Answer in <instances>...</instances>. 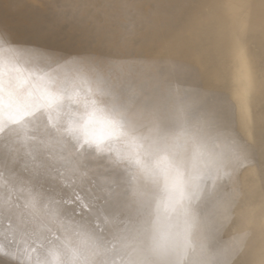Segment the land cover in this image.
<instances>
[{
  "label": "bare ground",
  "instance_id": "obj_1",
  "mask_svg": "<svg viewBox=\"0 0 264 264\" xmlns=\"http://www.w3.org/2000/svg\"><path fill=\"white\" fill-rule=\"evenodd\" d=\"M18 1L16 0L14 4L18 5ZM49 1L54 2L55 0ZM87 1L83 2L82 8L84 3L88 4ZM100 1L101 3H108L105 0ZM130 1L128 0L127 3ZM9 2L11 1L9 0ZM91 2H93L90 3L93 6L94 0ZM115 2L118 3L119 0H115ZM132 2L130 3L132 4ZM151 2L153 5L156 4ZM167 2L171 1H163L161 5L168 4ZM181 2H183L182 5L185 4L184 0ZM98 3L100 4V2ZM130 3L129 5H131ZM174 3L176 4V2ZM44 4L47 6L45 2ZM179 4L181 3H178L177 7ZM25 5L23 4V6ZM13 6L15 5L12 3ZM72 6L76 5L72 4ZM88 6L89 4L86 8ZM90 6L91 10L93 7ZM97 6L96 8H99L103 5ZM123 6L118 7L123 9ZM48 7L51 8L52 6L48 5ZM58 7L60 8L59 5ZM77 7H79L78 4ZM77 7L74 9L75 12L78 11ZM114 7L116 10V6ZM130 7L128 6L126 11H130ZM150 7L151 5L149 8L145 6L147 9L145 11L149 13ZM64 8V11L63 7L61 9L62 16L63 12L69 13L71 11L68 12V8L66 9L65 6ZM82 8L80 9L82 10ZM86 8L83 9L86 10ZM89 8L87 9L88 12L85 11L88 16L90 15L89 12L94 11L93 9L89 11ZM106 8L108 9V7ZM158 8L156 11L159 10ZM172 8L175 9L176 6ZM184 8L186 9L184 16H179L181 18L176 22L174 21V24L168 21L169 17H166L168 16L166 13L163 15L168 18L167 20H164V17L162 20H157L158 18L155 17L156 23L158 21L159 23L155 25L153 22L149 23V25L155 26L154 31L150 30L152 34L149 33L150 35L138 41L142 43L143 47L135 46L133 48L136 49V52L137 48H146L147 51L148 49L150 51L151 46L154 45L156 51L150 56L137 57L133 55L135 58L130 56L129 58L126 55V58L117 57L118 54L115 55L114 50H111L113 47L110 43L122 39L118 32L116 34L120 38L116 35L115 41L109 39L112 48L104 43L105 46H108H104L105 49L109 48L116 57L110 58L112 55L110 56L108 53L104 57L99 53H89L86 48L83 49V54L96 57L102 62L98 67L85 72H79L74 68L57 69L55 66H49L35 59L29 52L30 58L26 56L20 58L17 53L25 52L21 45L17 48L13 44L4 45L5 48L10 47L12 49V51L7 52L0 49V82L5 87V104L9 99L8 104L0 110V122L8 126L3 132V139H0V161H5L7 157L15 155L16 151L19 150L23 154V160L29 165V175L38 172L44 180L42 184L35 186L32 192L36 198L37 207L40 209L39 218L34 220L30 216H22L19 213L9 217L0 212V242L5 236L14 238L30 253V264H105V262L107 264H122L118 252L119 245L113 247L109 243L100 241L93 234L94 230L92 232L82 231L79 236L73 235L72 230L78 227L91 228V225L97 220L103 224V218L108 214V209L99 200H93V196L112 178L113 169L125 170L131 175L138 170V161L145 165L162 162L159 160V154L154 151L149 143L152 133L147 126L139 127L135 131H130L128 127H125L119 139L111 135L113 139L105 144L101 143L100 140L112 131L97 127L96 133L91 136L88 135L89 138L91 137V141L89 142V139L87 141L90 143L89 147L88 145L85 147L81 143L85 134L83 136L79 131L82 126H85V123L79 115L82 114L83 100L88 89H91L92 92H114L125 97H134L137 100L151 98L166 112L178 111L189 127L200 128L203 132L205 148L208 151L226 158L231 156L234 151L243 152L247 157L246 162L238 161L237 164L233 165L238 169L235 183H226L221 188L217 201L208 204L205 214L209 217L210 225L213 217L217 220L222 219L221 205L224 204L234 188L235 199L232 203L231 218L216 233L215 243L220 248H227L236 239H241L244 247L243 258L246 264H264V0H187ZM8 9L10 8L8 7ZM41 9L43 10V8ZM51 9L53 10V8ZM11 10L13 11V8ZM18 10L14 9L13 12L16 11L17 14ZM119 10L120 13L121 9ZM160 10L164 12L165 9L161 8ZM129 11L127 12L129 13ZM2 12L3 10L1 14H3ZM13 12L10 14H15ZM171 12L172 16L173 12L177 13V11ZM71 13L69 14L72 15ZM110 13L114 12L111 11ZM133 13H135L132 14L135 17L137 13ZM70 15L72 21L73 15ZM80 15L75 16L80 17ZM171 15L169 14V16ZM126 16L128 17V15ZM89 17H86L85 20L91 21L93 19L88 20ZM14 19L13 22H15ZM74 20L76 21V19ZM110 20L112 19L110 18ZM124 20H128V18H123V22ZM134 20L136 19L134 18ZM133 21L132 24L135 25L136 23L134 24ZM138 21H140L139 17ZM141 21L138 23L140 24ZM64 22L66 23V21ZM116 22L110 23L117 25L122 20ZM6 23L4 19H0V36L6 40L14 41V32L5 27ZM86 23L87 26L91 25ZM108 23L107 20V23L101 22L99 25L102 24L100 27L104 28L103 24L108 25ZM149 25L148 28L151 27ZM96 26L98 27V25ZM145 26L147 25L145 24ZM129 27L127 29H130ZM139 27L141 28V26ZM99 29L98 27L97 30ZM93 30L95 29L92 28ZM101 31L97 32L101 33ZM144 31L146 30L142 32ZM27 32L29 33V31ZM113 32L112 29V34H114ZM16 33L17 30L14 34ZM103 33L100 34L102 35L101 39L105 37ZM120 33L124 34V31H120ZM132 33L134 32L132 31ZM135 33L132 36L137 40L140 38L138 36L141 35L138 33V36L135 37ZM105 35L104 39L107 38V35L109 36L106 33ZM123 37L127 38L128 36L124 34ZM101 39L100 41H102ZM128 39H125V42ZM131 40H129L130 43H127L131 44L132 42L133 44L134 39ZM136 40L134 42L137 44ZM102 43H100V47H102ZM120 44L124 46L122 42ZM48 49L64 54L53 47ZM124 49L126 51L125 46ZM119 50L122 51V48ZM106 51H103L104 54ZM121 51L115 49L119 56L122 54ZM38 63L41 64L39 67L36 66ZM24 80H32L31 86L27 89L24 88ZM56 85L57 87H55ZM9 91L12 92L10 97H8ZM40 91L65 93L61 107L38 111L35 116L23 119V114L31 113L38 107V102L33 99ZM138 106L139 101L137 102ZM225 119L232 132L229 137L218 134L219 127ZM145 137L148 139H144ZM98 138L100 143L97 141ZM85 144L87 143L85 142ZM242 163L243 167H240L239 165ZM82 179L91 188L87 189L86 192L84 191L85 193L80 192L81 190L78 193L76 191ZM22 181L23 177L11 164L5 166V163H0V208L8 202L15 204L24 201L27 190ZM96 185L97 187H95ZM74 210H79V214H76ZM66 234L68 239L64 238ZM57 236L60 239H57Z\"/></svg>",
  "mask_w": 264,
  "mask_h": 264
},
{
  "label": "snow or ice",
  "instance_id": "obj_2",
  "mask_svg": "<svg viewBox=\"0 0 264 264\" xmlns=\"http://www.w3.org/2000/svg\"><path fill=\"white\" fill-rule=\"evenodd\" d=\"M12 43L14 41L0 36V49L12 51L4 47ZM28 52L57 69L74 68L85 72L102 63L91 55L62 54L42 46ZM4 92L5 87L0 82V110L9 102L8 99L5 104ZM10 96L11 91L8 92ZM33 100L38 102V107L23 114V119L35 116L38 111L61 107L63 96L55 91H40ZM79 116L85 127L110 129L116 139L125 127L130 131L149 127L152 133L149 143L162 162L145 165L138 161V170L131 175L125 170L113 169L112 178L93 196V200H99L108 209L103 224L97 220L91 228L72 230L73 235L94 230L93 234L100 241L113 247L119 245L122 264H246L241 239L227 248L215 243L216 233L231 218L235 189L221 205L222 219L213 217L210 225L205 214L208 204L217 201L221 188L226 183H235L238 169L233 165L238 161L246 162L243 152L234 151L226 158L208 151L200 128L189 127L178 111L166 112L151 98L137 100L114 92L88 89ZM7 127L0 122V139ZM218 134L232 135L226 119ZM100 142L108 141L102 138ZM0 163L11 164L17 169L27 190L23 202H8L0 212L9 217L19 213L38 219L40 209L32 192L44 182L41 175L38 172L29 175V165L19 150ZM239 166L243 167V163ZM74 211L79 214V210ZM64 238L68 239L67 234ZM0 264H30V253L14 238L5 236L0 242Z\"/></svg>",
  "mask_w": 264,
  "mask_h": 264
},
{
  "label": "rangeland",
  "instance_id": "obj_3",
  "mask_svg": "<svg viewBox=\"0 0 264 264\" xmlns=\"http://www.w3.org/2000/svg\"><path fill=\"white\" fill-rule=\"evenodd\" d=\"M11 2H9V0H0V9H2L3 10V14H1V11L2 10H0V19H4L7 23H6V28L8 29V30H10V31H12V32H16V30H17V33L16 34H18V35H16V34H14L13 33V38H14V43H12L13 44V46L14 47H20V45L23 47L22 49H23V51H25V52H22V53H17V55H19L20 56V58H24L25 56L26 57H28V58H30L29 56V54H28V50L29 49H31V48H33V47H36V46H39L40 45V43H41V46L42 47H45V48H56L57 50H59V51H61V52H63V53H79V54H83L82 52H83V49L84 48H86V49H88V52L89 53H95V54H97V53H99V55H101V56H104V57H106L105 55L108 53V55L110 54V56L112 55V57H110V56H107L108 58L110 57V58H113L116 54H118V55H116L117 57H122V58H126L127 56L129 57H131V58H135V56H137V57H142V56H150L152 53H154L156 50H155V46L154 45H152L151 46V49H150V51H149V49H148V51H147V49L146 48H137V52H136V49H134L133 47H143L142 46V43L140 42H138V41H141L142 40V38H145V37H147L148 35H150V34H152V32L154 31V27L155 26H153L152 24H150L149 25V23H154V25L155 24H158L159 23V21L156 23V21L157 20H162V19H164V20H167L168 18H166V17H169V19L171 18V19H173V20H169L168 19V21L169 22H171V23H175L176 22V20H178L179 18H181V17H183L184 16V14H185V12H186V9L184 8L185 7V4H186V1L187 0H184V3L185 4H183L182 5V3L183 2H181V1H183V0H174V2H176V4L173 2V0H159V1H161L162 3H163V1H171V2H167L168 4H170V5H168V4H166V3H164L163 5H161L162 3L161 2H159L158 0H150V1H147V0H144V1H142V0H132V1H134V2H132V1H130V2H132V4L130 3V2H128L127 3V1L128 0H121V2H120V0H119V2L117 3V2H115V0L114 1H109V0H105L106 2H108L107 4H105V3H101V1L100 0H94V3L95 4H93V6L91 5L93 2H91V0L89 1H87V0H76V1H74V0H68L67 2H66V0H53L54 2H52V1H47V0H43L42 2H41V0H32V1H30V0H17L18 2V5L17 4H14L15 3V1L14 0H10ZM14 1V2H13ZM21 1V2H20ZM24 1H29L28 3L27 2H24ZM35 1H36V5H35ZM38 1V2H37ZM71 3H70V2ZM78 1H79V3H78ZM85 1H87L88 2V4H89V6L91 5L93 8H91V10L93 9L94 11L92 12L91 10H90V8H89V6H88V8H89V11H91V12H89L90 13V17H91V15L93 14V16L90 18L87 14H86V12H88L87 11V9L88 8H86L87 7V5L84 3V7L83 8H86V10H84L83 8H82V6L81 5H83V2H85ZM93 1V0H92ZM97 2V4H96V2ZM103 1V0H102ZM118 1V0H117ZM139 1H141V2H139ZM151 1H153V3H156V4H152V2ZM155 1V2H154ZM158 1V2H157ZM5 2V3H4ZM19 2H20V4H19ZM33 2V3H32ZM44 2L47 4V6L49 5L51 8H53V10L51 9V8H47V6L44 4ZM49 2V3H48ZM67 3L66 5H62V4H65V3ZM86 2V3H87ZM98 2H100V4L98 3ZM109 2H111V3H109ZM124 2V3H123ZM151 2V4H149ZM7 3V4H6ZM12 3H13V5H15V6H13L12 7ZM25 5V6H23V4ZM39 3H42V4H39ZM91 3V4H90ZM114 3H117V4H115L114 5ZM122 5H121V4ZM129 3L131 4V5H129ZM139 3H143V4H139ZM145 3V4H144ZM160 3V5H158ZM178 3H181V4H179V6L177 7V5H178ZM22 4V5H21ZM28 4V5H27ZM30 4H31V6H30ZM32 4H34V5H32ZM70 4V5H69ZM72 4L73 5H76V6H72ZM77 4L79 5V7H77ZM105 4V5H104ZM120 4V5H119ZM124 4H126V5H124ZM6 5V7H4ZM19 5H21V6H19ZM38 5V6H37ZM39 5H41V6H39ZM43 5V6H42ZM45 5V6H44ZM57 5V6H56ZM58 5L60 6V8L58 7ZM86 5V6H85ZM97 5H99V6H101V5H103V6H101V7H99V6H97V7H99L100 8V10H99V8H96V6ZM109 5V6H108ZM111 5H114V6H116V10H114L115 9V7L114 6H112V7H114L112 10H111ZM124 5V6H123ZM136 5V6H135ZM140 7H138V6ZM143 5V6H142ZM148 5V6H147ZM149 5H151V7H150V9H149V13H148V11H145V9L148 7L149 8ZM153 5V6H152ZM172 5V6H171ZM3 6V7H2ZM28 6H29V8H28ZM33 6V7H32ZM35 6V7H34ZM55 6V7H54ZM63 7V11L65 10V8H64V6L66 7V9L68 10V12H69V10H71L69 13H71L73 16H75V15H80L81 13V15H83V16H81L80 15V17H78V16H75V17H73L72 15H70L69 13H66V12H63V16H62V7ZM72 8H70V7ZM90 6V7H91ZM118 6H123V9H122V7L120 8V7H118ZM125 6H132V7H130V11L129 10H127V11H129V13L126 11V9H128L127 7H125ZM134 6V7H133ZM142 6V7H141ZM145 6H146V8H145ZM156 6V7H155ZM160 6V7H159ZM162 6V7H161ZM164 6H166V7H164ZM167 6H168V8H167ZM171 6V7H170ZM175 6H176V8H175ZM183 8H182V7ZM8 7L10 8V9H8ZM13 8V11H14V9L15 10H18V8H19V10L17 11V14L15 13V12H13L11 9ZM22 7H23V9H22ZM47 9H46V8ZM76 7H77V12H75L74 11V9H76ZM95 7V8H94ZM106 7H108V9L106 8ZM111 7V8H110ZM121 9V12L123 13H121V15H119L120 13H119V9ZM125 7V8H124ZM137 7V8H136ZM152 7H154L155 9L153 10V8ZM159 7V8H158ZM164 7V8H163ZM172 7H174L175 9H173ZM3 8H5V9H3ZM41 8H43V10L41 9ZM56 8V9H55ZM58 8V9H57ZM80 8H82V10L80 9ZM131 8H132V10H131ZM143 8V9H142ZM156 8H158L157 10L158 11H156ZM165 9L164 10V12H162V10H160V9ZM182 8V9H181ZM7 9V10H6ZM28 9V10H27ZM35 9H37L36 11H34ZM41 9V10H40ZM44 9H46V10H44ZM48 9H50V10H52V11H50V10H48ZM55 9V10H54ZM102 9V10H101ZM104 9V10H103ZM107 9V10H106ZM134 9H135V11H134ZM152 9V10H151ZM172 9V10H171ZM184 9V10H183ZM4 10H5V12H4ZM9 10H11L10 12L12 13H15V14H12V15H14L13 17L15 18H13L14 19V21L15 22H13V19H12V15L10 14V12H7V11H9ZM29 10H31V11H29ZM57 10V11H56ZM59 10H60V13H59ZM95 10H98L97 12L95 11ZM119 10V11H118ZM123 10V11H122ZM147 10V9H146ZM167 10V11H166ZM168 10H170V11H168ZM34 13H33V12ZM86 11V12H85ZM99 11H100V14H98L99 13ZM102 11V12H101ZM103 11H105V12H103ZM107 11H112V12H114V13H110V12H107ZM126 11V12H125ZM132 11V12H131ZM139 11H141V12H143V13H141V12H139ZM150 11H151V13H150ZM166 11V12H165ZM171 11H177V13L176 12H173V16L171 15L172 14V12ZM182 11V12H181ZM22 12V13H21ZM55 12V13H54ZM79 12H81V13H79ZM108 14H107V13ZM131 12V13H130ZM133 12H136L137 14L135 15V17H134V15H132V14H135V13H133ZM172 16H169V14ZM179 12H181V14H183V15H181V14H179ZM9 15H7V14ZM19 13H20V15H19ZM29 13V14H28ZM42 13V14H41ZM43 13H44V15H43ZM46 13V14H45ZM48 13V14H47ZM53 15H52V14ZM76 13V14H75ZM78 13V14H77ZM92 13V14H91ZM101 15V13H102V15L105 17V18H107V19H105L102 15L99 17L98 15ZM110 13V14H109ZM127 13V14H126ZM160 13V14H159ZM164 13H166V15H168V16H166L165 17V15H163ZM26 14H28V15H26ZM34 14V15H33ZM38 14V15H37ZM64 14H67V15H64ZM96 15V17H95V15ZM106 14H107V16H109V15H111V16H109V17H107L106 16ZM131 14V15H130ZM141 14V15H140ZM163 15V16H160V15ZM177 14V15H176ZM179 14V15H178ZM1 15H3V16H1ZM8 16V18H7V16ZM37 17H36V16ZM49 15V16H48ZM60 15V16H59ZM69 15L70 16H72V21L74 22L75 20L74 19H76V21L73 23L72 21H71V17H69ZM87 15V16H86ZM116 15H119V16H116ZM126 15H128V17L126 16ZM152 15H153V17H152ZM155 15V16H154ZM174 15H175V17H174ZM17 16V17H16ZM34 16V17H33ZM54 16V17H53ZM58 16V17H57ZM64 16H67L66 18L64 17ZM113 16V17H112ZM121 16V17H120ZM130 16V17H129ZM136 19V20H134V18ZM139 17V20L141 21V18H143L142 19V21H141V23L139 24L138 22H140V21H138V17ZM141 16V17H140ZM179 16H181V17H179ZM10 17V18H9ZM24 17V18H23ZM32 17V18H31ZM46 17V18H45ZM49 17V18H48ZM64 17V18H63ZM86 17H89V18H87L88 20L89 19H94V18H96V19H100V20H96V19H92L91 21H87V20H85V18ZM144 17H145V19L147 20V23H146V20L144 21ZM149 19H148V18ZM155 17H157L156 19L157 20H155L154 18ZM164 17V18H163ZM28 18V19H27ZM30 18V19H29ZM51 18H53L52 20H51ZM69 18H70V22H69ZM82 20H81V19ZM110 18L112 19V20H110ZM121 18V19H120ZM123 18L124 19H127L128 18V20H130V19H133L132 21H133V23L135 24V25H133L132 24V21L130 20V21H128V20H124V22L126 21V23H124L123 22ZM9 19V20H8ZM10 19H11V21H10ZM21 19V20H20ZM61 19V20H60ZM116 19H119V20H116ZM20 20V21H19ZM36 20V21H35ZM43 20V21H42ZM49 20V21H48ZM51 20V21H50ZM78 20H80V21H78ZM107 20H108V25H110L109 27H110V29L112 28L113 30H114V34H112V29H111V31H109L110 29H108L109 27H108V25L107 24H103V26H104V28H101L102 26V24H100L99 25V23H101V22H103V23H107ZM122 20V22L121 23H119V24H117V25H114V23H113V25L110 23V22H116V21H118V22H120ZM149 20V21H148ZM153 20H155V21H153ZM30 21H32V22H30ZM46 21V22H45ZM62 21V22H61ZM64 21H66V23L64 22ZM67 21H68V23H67ZM84 21H85V23H84ZM99 21V22H98ZM101 21V22H100ZM175 21V22H174ZM9 22V23H8ZM20 24H19V23ZM24 22V23H23ZM31 24L30 26H29V23ZM34 22H36V23H34ZM50 22V23H49ZM80 22H82V23H80ZM86 22H88V25L89 24H91V25H89V26H87V23ZM89 22H91V23H89ZM118 22H116V23H118ZM25 23H27V25H25ZM45 23V25H43ZM52 23V24H51ZM54 23V24H53ZM63 25H62V24ZM93 23V24H92ZM95 23H97L96 25H98V27L100 28L99 30H102L101 31V33H98L97 31H99V30H97V26L95 25ZM115 23V24H116ZM128 23H130V24H128ZM37 24V25H36ZM42 24V25H41ZM74 24V25H73ZM78 24H80V25H78ZM125 26H124V25ZM127 24V25H126ZM132 24V26H130ZM138 24V25H137ZM143 26H142V25ZM145 24L147 25V26H145ZM15 25V26H14ZM22 25H23V27H22ZM25 25V26H24ZM52 25H54V26H52ZM70 25H72L71 27H70ZM93 25V26H92ZM106 25V26H105ZM112 25V26H111ZM119 25H121L122 27H120ZM137 25V26H136ZM148 25L149 26H151L150 28H148ZM8 26V27H7ZM19 26V27H18ZM32 26V27H31ZM63 26V27H62ZM68 26H69V28H68ZM74 26H75V28H74ZM101 26V27H100ZM113 26H114V28H113ZM116 26V27H115ZM124 26V27H123ZM130 26V27H129ZM133 26H135V27H133ZM139 26H141V28L139 27ZM30 27H31V30H30ZM40 27V28H39ZM53 27H55V28H53ZM81 27V28H80ZM86 27V28H85ZM118 27H120V29H118ZM130 28V29H127V28ZM136 27H138L137 29H136ZM142 27H143V29H142ZM11 28V29H10ZM64 28H66V29H64ZM73 29V32H72V29ZM92 28H94L95 30H93L92 31ZM105 28H107L106 30H104ZM122 28H123V30H122ZM124 28H126L127 29V31H126V29H124ZM144 28H146V29H144ZM154 28V29H153ZM27 29V30H26ZM47 29V30H46ZM133 29V30H132ZM139 29H141L142 31L143 30H146V31H144V32H142L141 30H139ZM148 29V30H147ZM18 30H20V31H18ZM38 30H40V31H38ZM64 30V31H63ZM117 30V31H116ZM135 30V31H134ZM150 30H152V32L150 31ZM26 31V32H25ZM27 31H29V33L27 32ZM97 32V33H95V32ZM120 31H124V34L126 35V36H128L127 38L126 37H123L124 36V34H122V33H120ZM132 31L135 33L136 31V33H135V37H137L138 35V33L141 35V36H138V37H140L139 39L137 38V40H136V38H134L133 36H132V34H134V33H132ZM75 32H77V33H75ZM102 32H104L103 34H104V36L106 37V35H105V33L106 34H109V36L107 35V40L106 39H104L105 37H103V39H101L102 38V35H100V34H102ZM119 32V35L121 34V37H122V39H123V41H122V39L120 38V36L118 35V34H116V33H118ZM140 32H142V33H140ZM26 33V34H25ZM32 33H33V35H32ZM62 33V34H61ZM69 33H70V35H69ZM146 35H145V34ZM150 33V34H149ZM37 34V35H36ZM76 34V35H75ZM80 34V35H79ZM14 35H16V36H14ZM93 35H94V37L96 38L97 37V39H94V37H93ZM100 35V36H99ZM116 35H117V37L118 38H120V41L122 42V44H124V46L126 47V51H125V49H124V46H122L120 43V41H115L116 39H117V37H116ZM123 35V36H122ZM129 35H130V38L133 40V44L135 43L134 41L136 40V42H137V44H140V45H137L136 43H135V45H133L132 44V42H131V44H129L130 43V41L129 40H131L130 38H129ZM143 35V36H142ZM27 36V37H26ZM59 36V37H58ZM61 36V37H60ZM68 36V37H67ZM81 38H80V37ZM99 36V37H98ZM133 38H132V37ZM47 37H48V39H47ZM66 37V38H65ZM75 37V38H74ZM110 37V38H109ZM18 38V39H17ZM26 38H28L27 40H25ZM32 38V39H31ZM42 40H41V39ZM93 38V39H92ZM99 38V39H98ZM127 40L128 38V41L127 42H129V43H127V42H125L126 40ZM20 39V40H19ZM90 39V40H89ZM100 39L102 40V41H100ZM109 39H111L110 41H115V42H111L110 43V41H109ZM23 41V43H21L22 41ZM29 40H30V42H29ZM57 40V41H56ZM67 41V42H69V43H67V42H64V41ZM74 40V41H73ZM85 40V41H84ZM94 42H93V41ZM131 40V41H132ZM13 41V40H12ZM19 41H21V42H19ZM25 41V42H24ZM87 41H88V43H87ZM90 41V42H89ZM109 41V42H108ZM52 42V43H51ZM97 42V43H96ZM102 43V47H103V50H102V47H100V43ZM34 43V44H33ZM91 43V44H90ZM108 44V46L111 44L112 45V47H111V45H110V47L109 48H112L111 50H114V53H115V55L113 54V51H111L109 48V50L106 48L105 49V47H108V46H105V44ZM110 43V44H109ZM116 45H115V44ZM23 44V45H22ZM54 44V45H53ZM99 44V46H97V45ZM104 44V45H103ZM115 46H114V45ZM117 44H119L118 46H119V48H118V46H117ZM35 45V46H34ZM45 45V46H44ZM57 45V46H56ZM89 45V46H88ZM129 45V46H128ZM131 45H132V47H131ZM47 46V47H46ZM69 46V47H68ZM88 46V47H87ZM105 46V47H104ZM66 47V48H65ZM98 47V48H97ZM100 47V48H99ZM61 48V49H60ZM64 48V49H63ZM118 48V49H117ZM120 48H122V51L121 50H119ZM68 49V50H67ZM95 49H96V51H95ZM97 49H100V50H97ZM115 49L116 50H118V51H121V53L123 54V56H122V54H121V56H119V53L117 52H115ZM133 49V50H132ZM143 49V50H142ZM27 50V51H26ZM63 50V51H62ZM105 50H107L106 51V53L104 54V52L103 51H105ZM139 50H142V51H140V52H138ZM147 51V52H145V51ZM67 51V52H66ZM97 51H99V52H97ZM110 51H111V53H110ZM135 51V52H134ZM24 53V54H23ZM132 53V54H131ZM125 54V55H124ZM139 54H141V55H139ZM127 55V56H126ZM133 55H135V56H133ZM139 55V56H138ZM115 56V57H116ZM126 56V57H125ZM129 57V58H130ZM41 64H37L36 66L37 67H39ZM31 81L32 80H24L23 81V85H24V88L25 89H27V88H29L30 86H31ZM55 87H57V85L55 86ZM50 92H52V91H50ZM56 92V91H55ZM57 93H59V94H61L62 96H64V94L65 93H63V92H57ZM64 119V118H63ZM82 128V129H81ZM80 128V132H81V134L84 136V134H85V136L82 138L83 139V142L81 141V143L85 146V147H87L86 145H88V147H89V144L90 143H88L87 141L89 140V142L91 141V137L89 138V136L88 135H92V134H94V133H96V128L97 127H95V126H93V127H85V126H82ZM92 128H94V129H92ZM91 129V130H90ZM82 130H83V132H82ZM86 132V133H85ZM88 132V133H87ZM91 132V133H90ZM93 132V133H92ZM90 133V134H89ZM109 135H110V137H109ZM108 136H106L107 137V141L108 142H110L109 140L110 139H113V135H112V133H110ZM113 137H112V136ZM85 137H87V138H85ZM105 137V138H106ZM99 138L97 139V141L99 142ZM101 141V140H100ZM111 141H113V140H111ZM85 142L87 143V144H85ZM100 143V142H99ZM81 144V145H82ZM105 144V143H104ZM83 147V146H82ZM87 185V186H86ZM85 187V188H84ZM95 187H97V185L95 186ZM99 187V186H98ZM91 187H89V185L87 184V182H85V180L84 179H82V180H80V182H79V186H78V190L76 191V192H78V191H80V192H82V193H85L86 191H87V189L89 190ZM84 189V190H83ZM86 189V190H85ZM85 191V192H84ZM80 192H78V193H80ZM77 193V194H78Z\"/></svg>",
  "mask_w": 264,
  "mask_h": 264
}]
</instances>
